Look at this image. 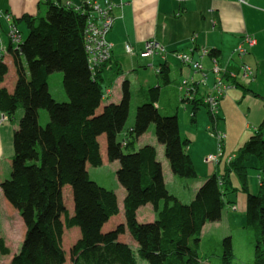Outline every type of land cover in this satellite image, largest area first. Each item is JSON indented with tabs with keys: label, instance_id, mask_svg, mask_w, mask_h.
<instances>
[{
	"label": "trees",
	"instance_id": "obj_1",
	"mask_svg": "<svg viewBox=\"0 0 264 264\" xmlns=\"http://www.w3.org/2000/svg\"><path fill=\"white\" fill-rule=\"evenodd\" d=\"M40 3L46 7L44 17L26 15L13 23L16 26L24 21L27 31L25 37L21 35L17 50L9 43L6 47L12 59L11 76L4 59L0 63V112L13 119L18 110L22 111L13 134L11 174L0 183L5 199L25 225L24 239L10 264H65L62 235L64 228L72 227L79 229V238L69 250V264H202V229L206 223L221 219L225 206L234 203L226 197L237 192L246 197L243 229L252 237L250 264H264V118L225 159L220 174L207 177L189 203H183L166 188L156 148L151 144L136 146L137 139L154 124V136L163 146L172 174L186 179L198 177L177 115L162 114L156 106L160 86L146 90L148 99L135 107L133 124L125 128L131 99L129 83L123 81L117 103L100 107L106 96L104 84L110 86L117 71L105 73L110 59L90 70L84 48L86 12L58 0ZM53 72L62 74L65 101L56 100L49 90L48 79ZM156 74L168 81L166 64ZM196 89L192 98H183L180 93L181 101L192 104V116L198 105L206 108L211 122L207 131L217 141L214 153L221 152L212 166H218L225 138L218 142L213 132L221 119L219 105L213 116L202 102L204 91L197 96L203 88ZM41 110L48 115L44 124L39 119ZM102 136L106 159L118 161L115 175L125 191L124 222L106 232L103 226L119 213L117 196L113 189L91 180L87 167L102 164ZM251 157L258 181L255 193L248 185L246 162ZM232 173L238 187L232 185ZM64 187L71 189V215L64 203ZM147 204L152 206L154 219L139 222L137 210ZM125 233L135 247L119 239ZM232 241L230 235L220 241V264H232ZM8 252L0 238V254Z\"/></svg>",
	"mask_w": 264,
	"mask_h": 264
},
{
	"label": "crops",
	"instance_id": "obj_2",
	"mask_svg": "<svg viewBox=\"0 0 264 264\" xmlns=\"http://www.w3.org/2000/svg\"><path fill=\"white\" fill-rule=\"evenodd\" d=\"M58 1L61 3L69 1L73 4L81 2V0ZM97 1L102 3L103 0ZM112 1L117 4V7L114 9L115 18L113 24L107 34V40L112 44V48L109 64L105 68V73L112 75L114 72H117L110 86L106 83L104 84V90L105 92L108 91V93H106V96L101 101V108L110 102L117 103L120 100L123 81H128L129 83L131 96L130 106L134 104V108L139 103L148 99L146 90L149 87L158 85L160 86V96L156 106L162 114L177 115L181 134V117L178 109L181 107L180 103L182 101L180 93L177 90V84L186 76L197 77L198 75L190 67L183 65L173 56V53H189L191 58L197 60L199 59V50L205 48L214 53L212 55L213 53L211 52L212 54L210 53L201 59L204 71L208 76L207 86H210L214 79V74L210 70L212 56L227 71L239 74L241 62H244V64H247L255 71L254 80L240 77L233 80L235 86L230 88L220 100L219 115L222 121L218 126L222 130H226L228 128L226 120L232 118L234 114H237L243 123V133L238 136L239 142H241L246 134L250 130H254L263 120L264 0H247L243 4L236 0ZM40 2L41 0H0V35L6 47L8 46L6 32L10 22L15 23V20L26 15L45 16L46 7ZM6 14L11 15L12 21L7 22L5 20L3 16ZM19 25H23L26 28L24 21L16 23L18 29ZM20 33L22 35L21 31ZM245 37L254 38L255 44L249 48V51H247L243 58L239 59L233 54V51L238 45L244 42ZM149 39H154L162 44L167 53L165 55L154 54L149 57L142 56L141 52L144 49V44ZM125 44L131 46L133 50L132 54L125 51ZM11 61L10 55L8 53L5 54L4 62L8 64L9 76L13 73ZM162 64H166L168 68V81L162 80L161 76L156 74L157 69ZM62 90L58 93V98L61 96ZM203 91H205V88L201 89L197 96L200 97ZM60 100H65V94H62V99ZM185 105L188 106L187 104ZM199 106H197L194 116L190 117L192 120L195 119L194 117L198 113ZM192 108L193 106L191 104V110ZM21 115L22 111L18 110L13 119L6 117V120L0 122V183L8 179L11 174V159L14 152L13 134L18 128ZM2 116L3 113L0 112V118ZM40 117L42 118L40 122L44 124L47 117L43 112H39V119ZM143 135L137 139V147L141 146L138 143L144 139ZM181 136L189 140L186 151L191 157L196 171H198L197 174H199L191 184L194 188L189 189L192 195V197L189 196L188 200L190 201L197 188L207 177L215 172L220 174L223 164L220 161L218 166L211 167L209 165L204 167V159L201 161V157L196 155L195 148H193L196 138L198 139L197 134L195 133V136H193L191 133L186 132L184 135L181 134ZM236 144L235 147L228 148L227 141H224V155H233L238 146L241 145V143ZM159 145L161 146L159 143L158 145L153 144L157 151V159L161 162L164 182L167 188V179L171 182H175L176 180H174L175 176L172 174L167 160L164 158L165 161L159 155L161 152ZM211 151L213 152L214 148ZM204 154L206 155V151ZM224 155L223 157H225ZM195 158L199 161L200 169L194 163ZM87 167L89 171V166ZM167 175L168 177L166 178ZM254 175L257 178V174H251L253 180L250 183V192L254 188ZM231 181L233 187H238L235 180L231 178ZM124 195L125 193L123 194L122 192V197ZM226 201H234V203L228 205H236L237 210L234 212H239L242 220H244L246 208L245 195L241 192L230 194L226 197ZM150 208L152 210L150 219L153 220L154 213L152 206ZM223 219L222 214L219 221L213 222L210 225L217 227L222 222V227L225 228V234H230L233 238V235L229 232L232 224L229 221V223L227 221L223 222ZM206 225L207 223L202 229L203 238L205 237L204 229L207 227ZM24 235L25 225L22 218L18 211L11 207L2 191H0V238H3L5 246L9 249L8 254H0V264H10L12 257L20 249ZM133 247H135V244Z\"/></svg>",
	"mask_w": 264,
	"mask_h": 264
},
{
	"label": "rangeland",
	"instance_id": "obj_3",
	"mask_svg": "<svg viewBox=\"0 0 264 264\" xmlns=\"http://www.w3.org/2000/svg\"><path fill=\"white\" fill-rule=\"evenodd\" d=\"M19 29L22 32L23 37H25L27 31L26 28L23 25H19ZM61 76L62 74L60 72L51 73L49 76V87H50V92L53 94L56 100L65 101V100H60L62 99V94H64L61 85L62 83ZM61 90H62L61 96L58 98V93L61 92ZM180 104L181 107L178 110L181 117L180 120L181 134L184 135L186 132L191 133L193 136H195V133L197 134L198 139L196 138V142L193 144V148H195L194 151L196 155L201 157L200 160L202 161L205 156H208L210 153L215 152L216 143H217L215 138L211 137L207 131V127L211 123L209 116L207 114V110L203 105H200L199 109L197 110L198 113L194 117L195 119L192 120L190 118L193 117L190 113L191 104H188L187 102L186 103L181 102ZM185 104H187L188 106H186ZM42 112L45 114L46 117L48 116L46 110H41L40 113ZM134 115H135V108H134V104H132L129 108V116L125 124V128H128L129 125L132 124L134 120ZM40 120L42 121L41 117ZM221 121L222 120L219 119V124L221 123ZM226 122L228 123V128H226V130L225 129L222 130L219 126L218 129H220L221 132L225 134L224 141H227L228 148L232 146L235 147V145H237L236 143L242 144L244 141L248 139V137L251 135L253 131L250 130L243 138V141L239 142L238 136L243 133V129H242L243 123L241 121V118H239L237 114H234L232 118L226 120ZM102 137L103 138H101L100 141L101 142L100 153L102 156L103 163L98 167H89V177L91 180L95 181L98 185H101L107 189H113L117 196L119 213L115 217L110 219L103 226L102 231L106 232L114 228L117 224L124 222L122 192L124 194L125 191L117 182L115 175V171L119 167L118 161H114V162L107 161L105 155L104 136ZM143 138L144 139H142V141L138 143V145L142 146L151 143H153L154 145H158V142L156 141V138L154 136V124H151L149 126L147 131L144 133ZM212 148H214L213 152L211 151ZM159 149L161 151L159 155L161 158L164 159L162 145L161 146L159 145ZM205 151H206V155L204 154ZM227 155L228 154H225L224 155L225 157L222 158L221 161L222 164H224L225 159H227L228 157ZM194 163L200 169V164L199 161H197V158H195ZM246 163L248 166V185L250 189V183H252L253 180L251 174L253 173L256 174V171L252 168L254 165V161L252 157ZM203 164L204 167L209 166L206 162H204ZM211 167L213 166L211 165ZM167 177L168 175L166 176V178ZM231 178L235 180L236 185L238 186V180L233 173L231 174ZM254 179H255V183H254L253 191H251L252 193H255L258 189L256 175H254ZM174 180L176 181L171 182L167 179V190L171 194L175 195L183 203H189L188 202L189 196L192 197L189 189L194 188L193 186H191V184L196 179H186L175 176ZM63 199L66 209L68 210V213L71 215L73 213V202H72L71 189L69 187L63 188ZM150 206H151L150 204H147L139 209V211L137 212V220L139 222L145 223L152 221L150 219V217L152 216V210ZM230 206L231 205H226L225 208L223 209L222 214L224 217L223 222L229 221L230 224H232L229 230V232L233 235L232 246H233L234 258L232 260V264H250L253 257V243H252L251 234L246 229L242 228L244 224V220H242L241 214L239 212L231 211ZM210 224L212 223H207L206 225L207 227L204 229L205 237L201 240L199 252L201 258L203 259L202 264H220V258H219L221 252L220 241L225 236H227V234H225V230H224L225 228L222 227L223 225L222 222L219 223L217 227L215 225H210ZM78 238H79V229L77 227H72L70 229L64 228L62 235V247L63 250L65 251V255L67 256L65 264H69V250ZM119 239L130 244L131 246H134L135 244L128 233L119 236ZM206 259L208 261H206ZM139 264L142 263H140L139 261Z\"/></svg>",
	"mask_w": 264,
	"mask_h": 264
},
{
	"label": "built area",
	"instance_id": "obj_4",
	"mask_svg": "<svg viewBox=\"0 0 264 264\" xmlns=\"http://www.w3.org/2000/svg\"><path fill=\"white\" fill-rule=\"evenodd\" d=\"M44 1V0H42ZM237 2L243 4L247 0H236ZM66 7H72L75 10H81L86 12V23L84 29V43H85V52L87 54V60L90 70L94 71L97 66L103 62L110 59L112 44L107 40V34L114 21V9L117 7V4L112 0H103L102 3L97 0H81L78 4H73L69 1L62 3ZM7 22L12 21L11 15L6 14L3 16ZM6 37L8 43L13 48L17 50L19 45L22 42V37L18 28L10 22ZM255 44V39L250 37H245L244 42L241 45H238L233 54L237 58H243L249 48ZM7 48L3 42V38L0 35V63L3 61L5 54H7ZM125 51L129 54L133 53V50L130 45L125 44ZM166 49L162 44L154 39H149L144 44V49L141 52L142 56L149 57L154 54L165 55ZM210 51L202 48L199 50V59L195 60L191 58L189 53H180L174 52L175 56L183 65L190 67L196 76H186L184 77L179 84V91L183 98H192L196 91L197 86L205 88L204 94L202 95V102L212 113L213 116H216L218 112L219 100L225 96L228 89L233 88L235 85L231 80L240 78H246L248 80H254L255 71L253 68L241 62L239 74L235 72L227 71L224 67H221L218 64L217 59L211 57V67L210 70L214 74V79L210 86H207V73L204 71V66L201 62V59L209 55ZM108 91L105 92V94ZM6 120V115L0 118V122ZM213 132L218 142L225 137V134L218 130L217 127L213 128ZM220 146L218 147V150ZM221 152L217 151L216 153H210L208 156L204 157V162L209 165H215L218 162ZM1 191V188H0ZM232 211L237 210V206L233 205L230 207Z\"/></svg>",
	"mask_w": 264,
	"mask_h": 264
}]
</instances>
